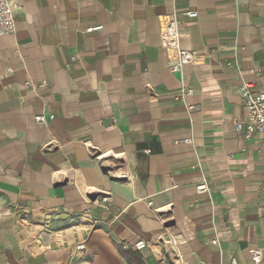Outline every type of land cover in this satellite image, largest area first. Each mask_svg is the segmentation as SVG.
<instances>
[{
  "label": "crops",
  "instance_id": "crops-1",
  "mask_svg": "<svg viewBox=\"0 0 264 264\" xmlns=\"http://www.w3.org/2000/svg\"><path fill=\"white\" fill-rule=\"evenodd\" d=\"M172 13L196 54L182 73L161 46ZM14 18L0 264H264V135L234 127L241 85L264 91V0H21Z\"/></svg>",
  "mask_w": 264,
  "mask_h": 264
},
{
  "label": "built area",
  "instance_id": "built-area-1",
  "mask_svg": "<svg viewBox=\"0 0 264 264\" xmlns=\"http://www.w3.org/2000/svg\"><path fill=\"white\" fill-rule=\"evenodd\" d=\"M21 8V0H0V35L14 33L15 31V12ZM186 17L194 19L197 17V11L187 10L183 13ZM101 25L88 28V31L100 30ZM161 46L170 54L169 69L175 73H182V69L187 64H193L196 61V54L193 51H187L180 46V32L174 14L171 20L161 30ZM75 56L71 57L74 60ZM29 85L30 83H26ZM191 90L187 89L182 92V96H187ZM239 95L242 105L246 110V119L234 121L235 131L245 138H254L264 135V91L254 90L251 83L244 82L240 89ZM189 109L192 106L188 107ZM47 117L44 114L35 115L34 120L39 124L46 123ZM189 140H187L188 142ZM199 193H208L209 185L206 179H202L195 187ZM145 241L138 240L134 243L137 250L144 248ZM78 249L84 248L80 243ZM253 264H260L263 259L262 248H252L249 250Z\"/></svg>",
  "mask_w": 264,
  "mask_h": 264
}]
</instances>
